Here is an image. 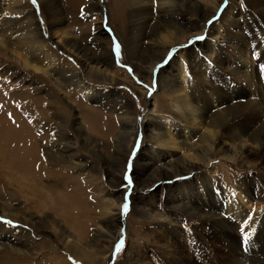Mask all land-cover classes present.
<instances>
[{
  "label": "rangeland",
  "instance_id": "obj_1",
  "mask_svg": "<svg viewBox=\"0 0 264 264\" xmlns=\"http://www.w3.org/2000/svg\"><path fill=\"white\" fill-rule=\"evenodd\" d=\"M95 1H99L98 7L94 5ZM230 1L237 5H242L244 2V0H220L218 4L220 7L217 10L219 12H213L210 18L204 20L192 13L193 11L187 0H180L181 17L183 20L186 18L187 21L189 19L193 21L192 26L187 24V28H190L189 31L193 34H191V38L182 41L183 45L179 44L178 46L189 50L190 60L194 58L193 55L196 53L204 56L205 46L210 43L208 37L210 27L214 22L221 23V15ZM21 5L23 7L20 13L33 11L36 27L40 28L43 37L47 38L49 19L41 1L36 0L33 3L32 0H24ZM52 5L55 12H58L59 17H61V23L55 27V30L63 32V36L68 40V45L72 46L71 51L57 47L55 49L53 42L56 39L53 34L49 33L50 39H52L51 46L55 53L53 56L55 64L53 66L55 65V68L59 70H65L68 74L72 73L71 67L75 68L77 72L82 74L87 83L94 85L93 98L85 100L81 96L73 84L75 78L62 76V85L57 87L47 75L24 70L11 59L5 49L0 47V117H4V123L9 126L15 124L16 131L18 128L22 130L23 126L28 131L31 130L39 138V149L42 156L43 153L45 155L47 148L55 149L56 146L54 147L53 144L57 145L62 140V133L72 138L74 146L76 145L75 148L80 150L82 159L77 164H73L74 168H71L67 161L63 163L58 160L61 165L55 161L48 160V163L44 161L45 168L49 172L52 169H55V172L60 168L64 170L59 176L56 175L59 177L60 182L50 193L52 195L55 193L52 198L54 200L59 199L62 205L57 202L54 206L48 203L46 199L45 201L50 207L44 209L47 212H43L44 214H41L39 209L36 208L38 207L37 204L31 205V202L22 197L20 191L26 186V181L8 176V168L6 169L0 163V221L1 218L2 221L4 220L1 221L4 224L10 221L14 230L31 238V243L27 244L28 247L26 248L28 249V255H24V257L18 256L17 253L8 249L9 246L16 247L14 244H4V242L1 244L2 241H0V264H168L167 256L164 254L162 257L159 256L157 247H155L157 244L153 243V238L151 239L150 228L155 227L156 219L150 215L155 213V209H157L156 211L165 210L163 212L169 214L168 218L180 222L177 221L171 228L178 234L180 233L181 236H187V239H190V237L198 239L192 229L196 226L194 222L199 221V219L195 216L192 217V215H182L179 212V209L182 208L179 202H183V199L182 201H178L179 199L171 201V198L167 197V191L172 186L171 179L157 180L159 178V173H155L157 167L148 165L149 169L142 172L140 165L143 161L145 164L155 162L148 148L149 140L147 137L150 124H148V121L146 123L144 121L155 115L161 119L164 116L172 119L174 115L171 107L160 95L158 83H160V78L175 70L177 63L174 54L178 49L176 48L177 45L172 44L170 46L175 51L167 61L164 58L167 55L166 53L170 51V47L167 48L164 55H161L162 47L157 48L160 52L154 49V52L157 53L151 54L147 37H150L149 32L152 29L150 22L153 20L151 19L143 27L145 30L143 28V30H138L140 27H138L137 21L141 20L139 16L135 17L132 13L135 6L133 7L131 1L130 6L126 7L124 40L112 25V22H114V8H112V2L109 0H53ZM14 6L17 5L11 2L8 6V9L10 8L8 13L14 15L13 21H17L16 18L20 13L14 11ZM233 7H236V5H233ZM235 11L238 12L239 17L237 19H239L240 26L244 25L245 27L247 25L250 31L253 28L260 27V18L255 15L256 18H252L253 14L250 17L248 12V15H240L238 7L235 8ZM153 12L155 13L154 10ZM152 16L153 14L150 17ZM95 17L99 19L105 17L101 22L106 23L111 30L101 28V22L100 24L93 21ZM252 20L255 21L253 24ZM97 24H100V32L94 30ZM201 27H203V30H200ZM231 29H229L230 31L227 30L230 32L229 38L224 40L222 47L234 53L230 44L232 46L233 35L235 32H239V29L236 24ZM99 35L102 40L94 39ZM197 37H203V39L198 40ZM103 45L110 52L113 51V55H115L112 59V64L115 67V69H112L114 70V81H110V77L103 75L93 76V73H87V70L81 67L80 60L85 57H94L101 52L104 53V49H100ZM117 45L119 46L118 54L116 51ZM147 51H149V54ZM105 53L108 55L109 51H105ZM95 58L97 57L95 56ZM151 59L154 60V63L149 66ZM68 79H71L73 83L68 82ZM64 92L66 96H63ZM26 101L32 107L27 111L24 107ZM34 106H37V108ZM151 110H153V113ZM123 118L124 120H121ZM175 120L177 121V119ZM7 124L2 125L6 126ZM59 125H65L66 128H64L67 132L60 130ZM13 126L8 128L12 130L10 132L8 130V136L11 138L8 137V145L4 149L5 158L2 159L8 164L15 163V157H18L21 162L25 160L26 149H28L27 145L22 144V135H20L21 131L19 129V134L17 131L18 135H16L17 138L15 135H13L15 138L11 136V132L14 130ZM194 143L193 147L180 143L182 150L176 155L181 156V154H186L190 150L196 154L198 143L196 140H194ZM136 147L137 152L131 159ZM60 149H62L61 146ZM137 159L138 165L135 163ZM161 163L164 162H160L158 166H161ZM31 164L33 165L34 162H31ZM255 164L248 168H241L229 161L213 156L211 161L207 163L208 169H202V172L201 170L191 171L189 174L177 176L175 182H191V184L196 185L199 181L198 176L210 175L211 167H215V173L210 177L218 190L226 186H232L231 190L236 193L234 188L236 182L247 179L252 181L254 189H258V193L264 197V166L262 159H258ZM37 167H39V164ZM40 170L46 172L42 164H40ZM162 172L168 174L170 171L164 170ZM82 175L87 179H90V177L96 178V181L92 179L86 182L81 177ZM160 175L161 178L167 177V175ZM45 176L46 173L42 174V179L39 182L42 186H50L56 180ZM125 176L128 179H125ZM8 178H10L11 183L19 188L14 184H10ZM19 181L20 185H17L16 183ZM100 186L105 190L104 194L99 192L101 190ZM63 189L66 192L72 191L77 196L74 198V202L76 201L77 204H72L70 209L67 208V205H63L64 198L61 194ZM172 190L174 194L171 191L168 192L169 195L172 193V197L175 194L176 196L180 194L175 191L177 190L176 186L175 190L173 188ZM141 191H144L143 193L147 194V197ZM100 194L103 197H100ZM192 196L193 198L196 197L195 191H192ZM39 197L36 196L35 198L41 203L43 198H46V196ZM141 198L142 200L143 198L146 199L143 205ZM105 200L111 202L109 208L104 205ZM44 204L46 206V202ZM125 205H127L126 208ZM174 206L180 208L178 207L177 210ZM139 209H145L147 213L143 216ZM261 209L264 211V200ZM108 210H110L109 216L105 214V211ZM29 213L32 215H29ZM30 216H33V219L25 220L26 217ZM163 223L165 222L160 224ZM17 233L14 232L13 235ZM68 234L70 235L68 236ZM120 235H122V243H120V250L117 252ZM246 242L247 238L243 240V243H240L242 248L244 247L243 249L247 245ZM256 247L250 248V254L259 255L260 258L246 255L244 264H263L264 251L261 248L262 246L257 245ZM78 248L90 252L91 258L90 256L83 257L82 253L77 250ZM114 250L116 251L113 254Z\"/></svg>",
  "mask_w": 264,
  "mask_h": 264
},
{
  "label": "bare ground",
  "instance_id": "obj_2",
  "mask_svg": "<svg viewBox=\"0 0 264 264\" xmlns=\"http://www.w3.org/2000/svg\"><path fill=\"white\" fill-rule=\"evenodd\" d=\"M23 1L0 0V47L5 49L11 59L24 70L47 75L57 87L62 85V76L75 78L74 83L71 79L67 81L74 84L85 100L92 99L95 91L93 89L94 85L87 83L81 73L71 67L72 73L68 74L65 70H59L55 68V65L53 66L55 64L53 60L55 53L51 46L52 39H50L49 33L53 34L56 39L53 42L55 49L57 47L71 51L70 49L72 47L68 45V40L63 36V32L55 30V27L61 23V17L53 9V0H40L49 19L47 38H44L39 30L40 28L38 29L36 27V21H34L32 14L33 11L20 13L23 7L21 3ZM109 1L112 2V8H114V22H119H112V25L116 28L115 30L123 40L125 36L123 30L124 22L126 23V7L130 6L131 1L133 7L135 6L132 9V13L135 17L139 16L141 20L137 21V25L140 27L138 30H143V27L151 19L153 20L150 22L152 26L149 32L150 37H147V44L149 43L148 48L151 50L150 53H157L156 51L154 52V49L158 50L157 48L162 47L161 55H164L167 48L172 46V44H176V48H178L174 54L177 63L175 70L160 78V83H158V91L171 107L174 115L172 119L165 116L161 119L155 115L144 121V123L148 121V124H150V131H148L149 135L147 137L149 140L148 148L155 162L153 164H145L143 161L140 167L141 171L145 172L149 169L148 165H154L158 168L155 170V173H159L157 180L171 179L172 186L171 189L169 188V191L174 194L172 188L175 190L176 186L177 190L175 191L180 194L178 196L175 194L172 197V193L169 195V191H167V197L171 198V201L177 199H179L178 201H182L183 199V202H179L181 203L180 207L182 206L179 212L182 215H192V217L195 216L199 219V221L194 222L196 226L192 229L198 239L196 237L187 239V236L184 237V235L181 236L180 233L175 232L171 227L178 220L168 218L167 216L169 214L163 212L165 210L156 211L157 209H155V213L150 215L156 219H153L155 220V227L150 228V234L152 233L151 239H154L153 243L157 244L155 247H157L159 256L166 255L168 264H244L246 262V255L259 257V255L250 254V248H257L256 246L259 245L260 247L262 246L261 248L264 251V211L261 209L264 197L258 193V189H254L251 180L243 179L237 181L234 185L236 189V193H234L231 190L232 186H226L219 190L215 187L210 177L214 175L215 167H211L209 171L210 175L198 176L199 181L196 185H193L194 183L191 184V182H175V178L180 175L189 174L191 171L201 170L202 172V169L205 170L207 168V163L211 161L213 156L229 161L241 168L254 166L258 159H262L264 166V0H244V2L242 1V5L234 4L231 1L227 3L221 15V23L214 22L210 27L208 34L210 43L205 46V50L203 51L204 56L196 53L193 55L194 58L192 60H190L189 50L178 46L186 38H191V34H193L189 31L190 28H187V24L192 26L193 21H190V19L187 21L186 18L183 20L181 17V11L179 10L180 0ZM11 2L17 5L13 7L15 8L14 11L20 13L16 18L17 21H13L14 15L8 13L10 10L8 6H10ZM98 2L95 1L94 3L97 7ZM187 2L193 11L192 13L204 20L210 18L213 12L219 10L220 7L218 5L220 0H187ZM233 5L238 7L240 15L242 14L244 16L248 12L250 13L249 15L247 14L248 16L251 17L253 14L252 18H260V27L253 28L250 31L247 25L245 27L244 25L240 26L239 19H237L239 15L235 11L236 7H233ZM152 14L153 16L150 17ZM104 18L99 19L95 17L93 21L100 23ZM254 22L252 20V24ZM100 24H97L94 30L100 32ZM235 24L239 32H235L233 35L232 46L230 44L234 52L232 53L222 46L224 40L229 38V29L233 28ZM101 28L111 30L107 27L106 23H102ZM201 28L199 29L203 30V27ZM94 39L102 40V37L99 35ZM100 49H104V53L101 52L95 55L97 58L95 56L85 57L80 60L81 67L87 70V73H93V76L103 75L110 77V81H114V70L112 69H115V67L112 64V59L115 55H113V51L110 52L106 47L104 48V45ZM169 49V52H173L174 50L171 47ZM105 51H109V54L107 55ZM149 51H147L148 54ZM169 52L165 55V61L170 57ZM153 59L149 61V66L153 65ZM63 96H66L65 92ZM24 107L26 111L32 109L30 104H27V101ZM34 107L37 108V106ZM151 112L153 113V110ZM121 120H124V118ZM2 124H7L4 123V117H0V163L6 169L8 168V176L26 181V186L20 191L22 197H25L26 201L31 202V205L37 204L38 207L36 208L39 209L41 214L47 213L44 209L50 207L48 203L52 205L57 202L60 203L59 199L54 200L52 198L55 193L53 195L50 193H52L51 190L55 189V186L60 182L58 176L64 170L60 168L55 172V169H52L49 172L45 168L44 161H47V163L48 160L55 161L59 164L61 162L58 160H61L63 163L67 161L69 162L68 165L74 168V165L82 159L80 150L75 148L76 145L74 146L71 137L61 133L62 140L57 145L55 143L53 144L54 147L56 146L55 151L47 148L45 155L43 153L42 156L39 149V138L31 130L28 131L22 125V130H20L21 128L18 129L21 131V139L24 142L22 144L28 146L25 160L21 162L18 157H15L16 162L8 164L2 159L5 158L4 149L8 145L7 141L8 137H10L8 136V130L9 132L12 131L11 128L13 125L11 126L10 121V126L8 124L6 126ZM8 126L11 128L8 129ZM59 127L60 130H63L65 133L67 132L65 125H59ZM17 131L14 127L11 136L15 135L17 138ZM15 137L13 136V138ZM194 140L198 143L196 146V154L190 150L186 154L184 151V154H181V156L176 155V153L182 150L180 143H184L188 147H193L195 145ZM60 146L62 149H60ZM136 152L137 147L131 159ZM31 162H34V164L32 165ZM158 162L164 163L158 166ZM135 163L137 165L139 164L138 159L135 160ZM38 164L39 167H37ZM40 164L43 165L46 172L40 170ZM164 170L170 172L168 174L166 172L163 173L162 171ZM44 173H46L45 177L47 178H55L56 180L53 181L55 184L53 183L50 186H42L39 184ZM160 174L167 175V177L161 178ZM81 177L86 182L92 179L96 181V178H91L90 176V179H87L83 175ZM8 180L10 184H14L11 183L10 178ZM16 184L20 185V181ZM16 187L19 188L18 186ZM104 191L102 188L99 190L101 193ZM192 191H195V198L192 196ZM141 192L143 193L144 191ZM61 194L64 198L63 205H67V208L70 209L72 204H77L76 201V203L74 202V198L77 196L72 191L66 192L63 189ZM36 196L38 198H40L39 196H46V198H43V202L41 203L35 198ZM100 197H103V195L100 194ZM145 197H147V194H145ZM144 198L143 200L141 198L142 205L146 201ZM46 199L48 203L45 201ZM45 202L47 207L44 204ZM104 205L109 208L111 202L106 201ZM174 207L178 210L179 206ZM139 210L143 216L147 213L145 209ZM11 214L14 215L13 213ZM105 214L109 216L110 210L105 211ZM29 215L32 214L29 213ZM29 218L33 219V216L26 217L25 220L29 221ZM1 221V244L3 242L4 244H14L16 247L9 245V247H6L10 251L17 253L18 256L24 257V255H28V249L26 248L28 247L27 244L31 243V238L28 235L14 230L10 223L4 224L2 223L4 220ZM52 221L54 220L52 219ZM162 222L165 223L160 224ZM178 223L180 222L178 221ZM14 232L18 233L13 235ZM81 232L83 233L82 229ZM242 238L243 240L247 238L245 249L240 244ZM68 241L70 240L68 239ZM77 250L82 253L83 257L90 256L91 258L90 252L83 248H78ZM262 262L264 264V261Z\"/></svg>",
  "mask_w": 264,
  "mask_h": 264
},
{
  "label": "snow or ice",
  "instance_id": "obj_3",
  "mask_svg": "<svg viewBox=\"0 0 264 264\" xmlns=\"http://www.w3.org/2000/svg\"><path fill=\"white\" fill-rule=\"evenodd\" d=\"M32 2L33 3H35L36 2V0H32ZM196 39H203V37H197ZM116 51H117V54L119 53V46L117 45L116 46ZM175 50H173V52H174ZM173 52H169V56H171L172 54H173ZM125 179H128V177L127 176H125ZM127 207V205H125V208ZM8 223H11L10 221L8 222ZM122 243V242H121ZM242 243H243V238H242ZM119 246H117V252H119Z\"/></svg>",
  "mask_w": 264,
  "mask_h": 264
},
{
  "label": "water",
  "instance_id": "obj_4",
  "mask_svg": "<svg viewBox=\"0 0 264 264\" xmlns=\"http://www.w3.org/2000/svg\"><path fill=\"white\" fill-rule=\"evenodd\" d=\"M117 246H118V244H117ZM115 251H116V250H114L113 254L115 253Z\"/></svg>",
  "mask_w": 264,
  "mask_h": 264
}]
</instances>
